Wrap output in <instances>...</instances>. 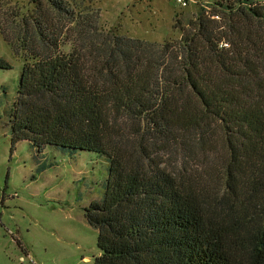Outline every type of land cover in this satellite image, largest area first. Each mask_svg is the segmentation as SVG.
Listing matches in <instances>:
<instances>
[{
  "label": "trees",
  "instance_id": "16d2710c",
  "mask_svg": "<svg viewBox=\"0 0 264 264\" xmlns=\"http://www.w3.org/2000/svg\"><path fill=\"white\" fill-rule=\"evenodd\" d=\"M213 1L162 43L70 0L20 24L13 143L109 158L94 264H264V4Z\"/></svg>",
  "mask_w": 264,
  "mask_h": 264
},
{
  "label": "rangeland",
  "instance_id": "374dc122",
  "mask_svg": "<svg viewBox=\"0 0 264 264\" xmlns=\"http://www.w3.org/2000/svg\"><path fill=\"white\" fill-rule=\"evenodd\" d=\"M34 1L0 0V55L12 64L0 68V264H94L98 230L88 222L86 207L105 194L109 158L55 145L38 152L29 140H12L24 66L19 27L34 12ZM70 1L85 13H99L104 32L159 43L179 39L189 19L214 2ZM63 48L70 50L71 44Z\"/></svg>",
  "mask_w": 264,
  "mask_h": 264
},
{
  "label": "built area",
  "instance_id": "2783aa9c",
  "mask_svg": "<svg viewBox=\"0 0 264 264\" xmlns=\"http://www.w3.org/2000/svg\"><path fill=\"white\" fill-rule=\"evenodd\" d=\"M178 2H179L182 6H186V5H188L189 0H178ZM214 17L219 18L218 16H214ZM221 46H228V43L223 42V43L221 44Z\"/></svg>",
  "mask_w": 264,
  "mask_h": 264
}]
</instances>
